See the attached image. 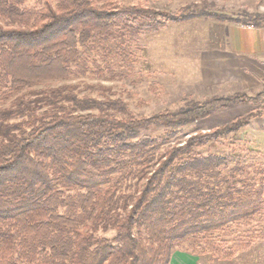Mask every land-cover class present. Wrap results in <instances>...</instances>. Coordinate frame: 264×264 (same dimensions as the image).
<instances>
[{"label": "trees", "instance_id": "1", "mask_svg": "<svg viewBox=\"0 0 264 264\" xmlns=\"http://www.w3.org/2000/svg\"><path fill=\"white\" fill-rule=\"evenodd\" d=\"M203 16L233 20L195 3L0 0V264H171L177 249L231 260L264 240L263 164L211 149L264 115V91L136 115L64 82L125 77L147 55L136 36ZM261 103L175 139L218 108Z\"/></svg>", "mask_w": 264, "mask_h": 264}, {"label": "rangeland", "instance_id": "2", "mask_svg": "<svg viewBox=\"0 0 264 264\" xmlns=\"http://www.w3.org/2000/svg\"><path fill=\"white\" fill-rule=\"evenodd\" d=\"M142 1L161 11H177L187 4L195 3L200 8L205 6L233 20L203 16L170 23L159 32L135 37L136 44L145 48L147 55L144 56V52L139 50L140 61L135 63L133 70L127 71V76H81L64 82L78 84L81 94L92 93L101 97L102 92H105L106 95L120 98L127 102L136 115H151L164 109L176 110L190 102L213 96L235 93L255 95L264 91V57L256 55L248 61L242 56L243 53L235 52L239 47H252L254 39L249 41L243 30L238 32L228 28V25L239 24L252 27L256 33L262 31L264 0ZM256 17L259 19L257 22ZM228 49H232L229 55ZM145 60L150 63L149 69L145 67ZM88 85H94L95 89L91 91ZM262 105L237 104L218 108L208 117L179 128L175 139L184 140L193 132L221 126L238 116L258 111ZM163 130L164 127H156L146 132L159 134ZM222 142L223 145H215L211 149L219 153L235 151L248 162H261L264 168V115L252 118L245 127L227 135ZM207 150L208 146L202 149L203 152ZM201 258L205 264H264V240L257 241L251 250L231 260H219L209 255Z\"/></svg>", "mask_w": 264, "mask_h": 264}, {"label": "crops", "instance_id": "3", "mask_svg": "<svg viewBox=\"0 0 264 264\" xmlns=\"http://www.w3.org/2000/svg\"><path fill=\"white\" fill-rule=\"evenodd\" d=\"M228 28H230L231 30H236L238 32L240 30H243L248 35L247 37L248 40L250 41L253 38L254 39L253 42L257 44V47L255 46V43H253L251 44L253 45L252 47L248 46L247 48H241V49L240 47L236 48L235 50L236 53L238 54L243 53L242 56H245L248 61L254 59L256 55L264 57V29L262 31H259V33H256L255 31H252L253 30L252 27L249 26L247 27L245 25H239V24L231 25L230 27L228 25ZM230 52H232V49H228L227 54L229 55ZM253 246L251 248H253ZM251 248L249 250H251ZM171 264H205V262H203L201 256H197L189 252L177 249L174 250L172 253Z\"/></svg>", "mask_w": 264, "mask_h": 264}]
</instances>
